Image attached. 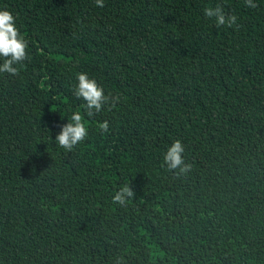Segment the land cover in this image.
Returning a JSON list of instances; mask_svg holds the SVG:
<instances>
[{"label": "trees", "instance_id": "obj_1", "mask_svg": "<svg viewBox=\"0 0 264 264\" xmlns=\"http://www.w3.org/2000/svg\"><path fill=\"white\" fill-rule=\"evenodd\" d=\"M254 3L0 0L29 41L19 75L0 73V264H264ZM217 5L236 25L204 14ZM79 73L119 103L88 117ZM76 111L88 137L66 152L55 139ZM176 140L192 165L180 177L163 159Z\"/></svg>", "mask_w": 264, "mask_h": 264}, {"label": "clouds", "instance_id": "obj_2", "mask_svg": "<svg viewBox=\"0 0 264 264\" xmlns=\"http://www.w3.org/2000/svg\"><path fill=\"white\" fill-rule=\"evenodd\" d=\"M96 6L103 8L104 0H95ZM247 6L256 8L254 0H245ZM204 14L209 18H214L217 26L232 27L236 25L238 17L236 15H227L224 9L217 5L215 8L209 7L204 10ZM29 41L21 34L16 26V17L9 10H0V73H7L12 76L19 75V68L22 62L29 59L28 56ZM78 84L74 90L77 99L84 101V109L88 117L100 113L106 105L115 107L119 103V96L105 95L95 79L89 78L86 73L77 75ZM61 130L57 134L55 141L59 147L66 152H71L75 146L85 141L88 137L89 129L84 116L80 111L73 112L68 118V123L60 126ZM102 132L109 131L108 121L99 124ZM185 148L180 140H176L166 151L164 155V165L169 171L175 172L177 177L187 175L192 170V165L186 163L184 159ZM35 172V169H33ZM135 193L131 185H122L114 194L113 202L125 206L132 201ZM116 264H124L123 258L116 261Z\"/></svg>", "mask_w": 264, "mask_h": 264}]
</instances>
